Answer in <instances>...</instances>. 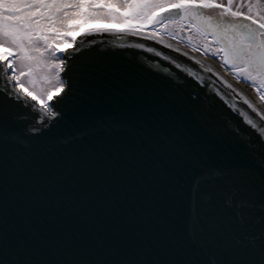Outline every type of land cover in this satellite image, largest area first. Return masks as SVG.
Wrapping results in <instances>:
<instances>
[{"label": "snow or ice", "instance_id": "obj_1", "mask_svg": "<svg viewBox=\"0 0 264 264\" xmlns=\"http://www.w3.org/2000/svg\"><path fill=\"white\" fill-rule=\"evenodd\" d=\"M0 264H264V0H0Z\"/></svg>", "mask_w": 264, "mask_h": 264}, {"label": "water", "instance_id": "obj_2", "mask_svg": "<svg viewBox=\"0 0 264 264\" xmlns=\"http://www.w3.org/2000/svg\"><path fill=\"white\" fill-rule=\"evenodd\" d=\"M89 27L94 28L96 26H89ZM84 32L77 34L75 37H77L78 39L81 38V34ZM88 39L91 40L92 37H88ZM165 39L168 40V38ZM101 41H107L109 45L116 48H119L122 44L126 45L128 43H131V41L128 40H120L114 38L111 34H107V33L102 34L98 37L97 42H101ZM168 42L180 47L182 50H189V51L191 50L189 47L182 45V42H179L177 40H169ZM69 47L70 45L66 46L64 49H68ZM194 54L197 56L198 59L202 61L205 68H211L214 73L218 72L220 75L225 76L229 81H231L233 84L236 85L238 90L242 91L250 98L255 99L254 96L248 93L246 84L242 82L237 83L235 79L228 77L227 70L225 68L218 69L215 59L213 57L204 56L203 54L200 53H194ZM193 70L198 71V69H193ZM201 74L203 75V73ZM213 79H215V77H213ZM217 84H219L218 81ZM25 128L26 125L23 122L18 123L16 125V130L21 133L24 132ZM100 132L101 130L96 125V121L94 119H84L79 121L66 120L56 124L46 133V137L48 140L46 147L50 151L70 149L73 146L84 145L89 143L91 139L99 135ZM196 175H197L196 170L193 169L192 171L186 174L178 175L174 180L177 197L183 203L185 209H187L189 203L192 200ZM176 227L180 230H183L187 234L190 225L188 223L186 213L183 219L177 220Z\"/></svg>", "mask_w": 264, "mask_h": 264}, {"label": "trees", "instance_id": "obj_3", "mask_svg": "<svg viewBox=\"0 0 264 264\" xmlns=\"http://www.w3.org/2000/svg\"><path fill=\"white\" fill-rule=\"evenodd\" d=\"M71 23L80 24V27L76 28L74 31H71L69 33L72 36L75 35L76 33L80 32V31H83V30H86V29H89V28H93V27H89L88 26V24L90 23L89 21H87V22H84V21H82V22H80V21L74 22V21H72ZM101 25L103 26L104 24H101ZM107 25H113V24H105V26H107ZM65 44H69V43H64L61 46L65 45Z\"/></svg>", "mask_w": 264, "mask_h": 264}, {"label": "rangeland", "instance_id": "obj_4", "mask_svg": "<svg viewBox=\"0 0 264 264\" xmlns=\"http://www.w3.org/2000/svg\"><path fill=\"white\" fill-rule=\"evenodd\" d=\"M74 22H77V21H74ZM80 22H82V20ZM89 22L90 23L88 24V26H98V25H101V24H115V23H113L111 21H94L93 20V21H89ZM74 24H76V23H74ZM209 39H211V38H209ZM194 42L197 43V44H199L200 43V39L199 38H196V40ZM183 44L186 45V46H188L190 48V46L188 44H186V43H183Z\"/></svg>", "mask_w": 264, "mask_h": 264}, {"label": "bare ground", "instance_id": "obj_5", "mask_svg": "<svg viewBox=\"0 0 264 264\" xmlns=\"http://www.w3.org/2000/svg\"><path fill=\"white\" fill-rule=\"evenodd\" d=\"M165 38H168V37L166 36ZM172 40H175V39H172ZM182 45H184L183 42H182ZM184 46H186V45H184ZM186 47H188V46H186ZM214 59H215V58H214ZM215 62H216V65H217L218 69L224 68L219 60L215 59ZM227 76L230 77V78H232V79H234V78L231 76V74L228 72V70H227ZM242 83H243V82H242ZM244 84H245V83H244ZM246 85H247V84H246ZM247 90H248V93H249V94H251L252 96L255 97L254 92L249 88L248 85H247Z\"/></svg>", "mask_w": 264, "mask_h": 264}]
</instances>
